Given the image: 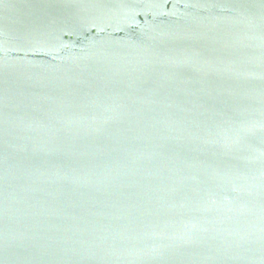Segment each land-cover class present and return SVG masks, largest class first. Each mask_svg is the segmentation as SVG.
Returning a JSON list of instances; mask_svg holds the SVG:
<instances>
[{
  "label": "water",
  "instance_id": "1",
  "mask_svg": "<svg viewBox=\"0 0 264 264\" xmlns=\"http://www.w3.org/2000/svg\"><path fill=\"white\" fill-rule=\"evenodd\" d=\"M0 264H264V0H0Z\"/></svg>",
  "mask_w": 264,
  "mask_h": 264
}]
</instances>
